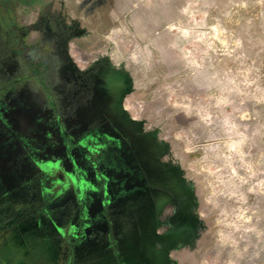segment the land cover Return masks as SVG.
<instances>
[{
	"label": "rangeland",
	"instance_id": "obj_1",
	"mask_svg": "<svg viewBox=\"0 0 264 264\" xmlns=\"http://www.w3.org/2000/svg\"><path fill=\"white\" fill-rule=\"evenodd\" d=\"M0 264H264V0H0Z\"/></svg>",
	"mask_w": 264,
	"mask_h": 264
},
{
	"label": "bare ground",
	"instance_id": "obj_2",
	"mask_svg": "<svg viewBox=\"0 0 264 264\" xmlns=\"http://www.w3.org/2000/svg\"><path fill=\"white\" fill-rule=\"evenodd\" d=\"M244 136V135H243Z\"/></svg>",
	"mask_w": 264,
	"mask_h": 264
}]
</instances>
